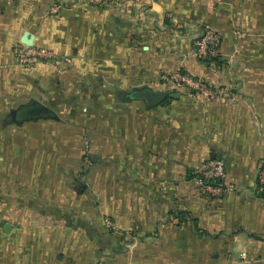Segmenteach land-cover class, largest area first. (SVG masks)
<instances>
[{"label":"crops","instance_id":"1","mask_svg":"<svg viewBox=\"0 0 264 264\" xmlns=\"http://www.w3.org/2000/svg\"><path fill=\"white\" fill-rule=\"evenodd\" d=\"M204 28L218 64L194 55ZM15 44L71 63L22 67ZM177 70L235 96L157 82ZM32 101L57 119L13 122ZM213 156L218 197L193 180ZM263 165L264 0H0V264H264Z\"/></svg>","mask_w":264,"mask_h":264},{"label":"built area","instance_id":"2","mask_svg":"<svg viewBox=\"0 0 264 264\" xmlns=\"http://www.w3.org/2000/svg\"><path fill=\"white\" fill-rule=\"evenodd\" d=\"M85 4L105 7L110 5V0H82ZM52 12H57L58 7H52ZM221 45L220 35L211 28L201 30L195 40L194 55L196 59L203 62L208 59L219 57ZM16 62L22 67H30L35 64H47L61 69L71 63L66 56H59L49 48L41 46H23L15 44L13 47ZM161 86L166 88H181L186 96H204L208 100L231 99L235 95L232 89L226 85H212L205 79L194 77L183 71H162L158 75ZM194 183L199 192L208 197H218L223 191L233 189L234 186L226 181L225 163L220 159H207L197 165L193 171ZM257 183L264 188V165L258 170ZM105 224L111 229L117 228L114 221L105 218Z\"/></svg>","mask_w":264,"mask_h":264},{"label":"water","instance_id":"3","mask_svg":"<svg viewBox=\"0 0 264 264\" xmlns=\"http://www.w3.org/2000/svg\"><path fill=\"white\" fill-rule=\"evenodd\" d=\"M136 93L139 98L144 99L148 106L154 105L165 97L173 96L166 91H152L150 89H138ZM10 115L11 120L15 123L37 119H57V115L53 109L38 101L21 105L18 109L12 111ZM211 159H216V157L213 156Z\"/></svg>","mask_w":264,"mask_h":264},{"label":"trees","instance_id":"4","mask_svg":"<svg viewBox=\"0 0 264 264\" xmlns=\"http://www.w3.org/2000/svg\"><path fill=\"white\" fill-rule=\"evenodd\" d=\"M219 59L218 58H214V59H208V60H205V61H203L205 64H207V65H209V64H218L219 63V61H218Z\"/></svg>","mask_w":264,"mask_h":264}]
</instances>
